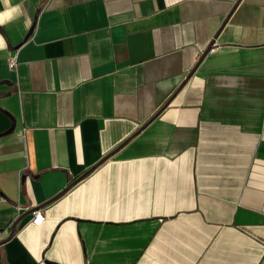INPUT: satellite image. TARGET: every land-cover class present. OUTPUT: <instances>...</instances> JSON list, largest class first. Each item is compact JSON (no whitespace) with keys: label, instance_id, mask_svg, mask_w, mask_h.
<instances>
[{"label":"crops","instance_id":"obj_1","mask_svg":"<svg viewBox=\"0 0 264 264\" xmlns=\"http://www.w3.org/2000/svg\"><path fill=\"white\" fill-rule=\"evenodd\" d=\"M0 13V264H264V0Z\"/></svg>","mask_w":264,"mask_h":264},{"label":"built area","instance_id":"obj_2","mask_svg":"<svg viewBox=\"0 0 264 264\" xmlns=\"http://www.w3.org/2000/svg\"><path fill=\"white\" fill-rule=\"evenodd\" d=\"M6 63H7V67L10 70L14 71L16 69V67H17L16 55L15 54H10L7 57V59H6ZM31 214H32L31 223L33 225L38 226L43 220L41 210L40 209H33L31 211Z\"/></svg>","mask_w":264,"mask_h":264},{"label":"clouds","instance_id":"obj_3","mask_svg":"<svg viewBox=\"0 0 264 264\" xmlns=\"http://www.w3.org/2000/svg\"><path fill=\"white\" fill-rule=\"evenodd\" d=\"M19 9H20V5H17L16 9H14L13 11H17ZM12 18L13 17L8 13H0V24H3L6 21V19L11 20Z\"/></svg>","mask_w":264,"mask_h":264},{"label":"water","instance_id":"obj_4","mask_svg":"<svg viewBox=\"0 0 264 264\" xmlns=\"http://www.w3.org/2000/svg\"><path fill=\"white\" fill-rule=\"evenodd\" d=\"M88 172H89V171L85 172V173H84L83 175H81L77 180L83 178ZM14 228H15V224H13L12 229H11V232H13Z\"/></svg>","mask_w":264,"mask_h":264}]
</instances>
